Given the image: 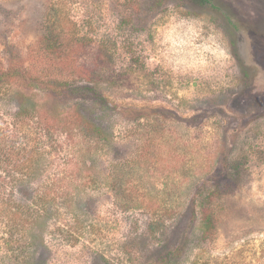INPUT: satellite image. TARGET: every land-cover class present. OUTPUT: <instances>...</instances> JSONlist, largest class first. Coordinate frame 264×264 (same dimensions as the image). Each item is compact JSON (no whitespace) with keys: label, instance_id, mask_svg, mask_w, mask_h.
I'll use <instances>...</instances> for the list:
<instances>
[{"label":"rangeland","instance_id":"1","mask_svg":"<svg viewBox=\"0 0 264 264\" xmlns=\"http://www.w3.org/2000/svg\"><path fill=\"white\" fill-rule=\"evenodd\" d=\"M213 2L0 0V70L37 79L0 91V264H264V0Z\"/></svg>","mask_w":264,"mask_h":264},{"label":"trees","instance_id":"2","mask_svg":"<svg viewBox=\"0 0 264 264\" xmlns=\"http://www.w3.org/2000/svg\"><path fill=\"white\" fill-rule=\"evenodd\" d=\"M198 4H204L208 6H213L214 2L213 0H196ZM215 6V5H214ZM36 78L32 77L29 73H27L23 69H12V70H0V91L4 86L9 85L8 87L11 90H16L17 87H19L20 83L23 85L28 86L25 82L28 81L30 84L36 82ZM20 93V92H18ZM51 114V111H48L47 109H41V107H36V109H27L25 106H22V109L18 112L17 115H25V114H31V117L28 118V116H24L23 119H21V122H26L27 120H35L39 119V123L42 125L44 124L45 130L47 131H52V132H62V131H67L73 127H71L73 121L76 118H73L69 120V115L71 113L76 114V111L73 110H62L60 112V117L52 119L51 118H46L44 115L45 114ZM37 115V116H36ZM83 119L80 118V116L77 118L74 123H76V126H81ZM86 125H89L88 122H86ZM75 127V126H74ZM1 130V129H0ZM8 130L4 129L2 132H0V153H5V151H10L13 155H18V152L15 150H11V148H15V137L12 136L9 132L6 133ZM16 130H19V128H16ZM15 130V131H16ZM61 130V131H60ZM9 131V130H8ZM14 131V130H13ZM6 150V148H8ZM18 157V156H17ZM35 156L32 154L29 156V158L26 160V163H22V165H18L15 168L16 174L22 173L24 170L25 172L28 170V174L30 171H32L33 165L31 164L32 161H34ZM19 160V158H18ZM17 160V161H18ZM0 171L2 172H7L6 167L4 165L0 166ZM1 179V177H0ZM5 186L3 185V182L0 180V223L4 220H8L10 224H12L13 227H19L21 223V215L25 213V207L22 204H17V206H13L11 203L10 198H5L4 197V191H5ZM25 221V219H24ZM23 221V222H24ZM29 221V220H28ZM11 226V227H12Z\"/></svg>","mask_w":264,"mask_h":264}]
</instances>
